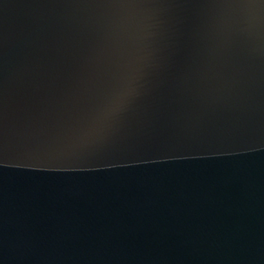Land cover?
<instances>
[{
    "label": "water",
    "instance_id": "1",
    "mask_svg": "<svg viewBox=\"0 0 264 264\" xmlns=\"http://www.w3.org/2000/svg\"><path fill=\"white\" fill-rule=\"evenodd\" d=\"M0 264H264V0H0Z\"/></svg>",
    "mask_w": 264,
    "mask_h": 264
}]
</instances>
